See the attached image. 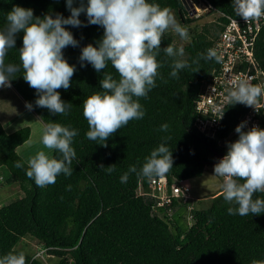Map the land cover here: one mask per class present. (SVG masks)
Listing matches in <instances>:
<instances>
[{
  "label": "trees",
  "instance_id": "obj_1",
  "mask_svg": "<svg viewBox=\"0 0 264 264\" xmlns=\"http://www.w3.org/2000/svg\"><path fill=\"white\" fill-rule=\"evenodd\" d=\"M196 3L216 15L200 30ZM263 11L264 0H0V71L56 136L43 185L17 151L31 127L0 121L3 181L20 186L0 206V264H45L17 247L27 234L59 264H264V142L244 164L259 180L226 164L231 184L188 205V230L173 212L190 200L150 196L152 178L171 194L215 154L236 159L247 97L231 99L213 136L195 126L196 102L219 70L225 25ZM254 51L264 67V28Z\"/></svg>",
  "mask_w": 264,
  "mask_h": 264
},
{
  "label": "built area",
  "instance_id": "obj_2",
  "mask_svg": "<svg viewBox=\"0 0 264 264\" xmlns=\"http://www.w3.org/2000/svg\"><path fill=\"white\" fill-rule=\"evenodd\" d=\"M263 28L264 11L255 16L230 19L213 46L219 70L196 102V111L207 118L199 116L195 126L213 136L220 126L223 109L231 99L241 95L247 97L250 109L240 129L244 142L239 152L243 154L256 150V144L264 142V67L257 64L254 51ZM252 89H256L258 94H252ZM247 146L249 148L245 150ZM229 157L222 156L219 160L224 162ZM150 186V196L158 198V206L170 204L172 197L182 198L184 202L191 198V189L187 185L172 184V193L169 194V182L165 176L152 178ZM45 252L42 247L37 254L42 256Z\"/></svg>",
  "mask_w": 264,
  "mask_h": 264
},
{
  "label": "rangeland",
  "instance_id": "obj_3",
  "mask_svg": "<svg viewBox=\"0 0 264 264\" xmlns=\"http://www.w3.org/2000/svg\"><path fill=\"white\" fill-rule=\"evenodd\" d=\"M190 9L192 16L195 18L203 15V18L191 24L192 29L197 26L200 30L204 24L216 20V15H205L207 9L204 8L203 4H193ZM177 23L176 14L171 12L169 14L168 27L176 36L175 41L178 46L184 47L189 40L178 36ZM4 78L3 73L0 71V121L9 133L24 126L31 127L32 134L30 139L25 144L19 146L17 151L26 162L35 168L39 180L43 185H46L49 179L56 136L52 134L25 99L14 90L12 85L6 82ZM4 83L7 86H3ZM248 148L249 146H247L245 150H248ZM249 158V153L243 154V152H239L236 155V167L238 170L249 174L253 180H259L258 173L251 172L244 165L245 162H248ZM230 162H232L231 159H225L223 165L226 167V164H230ZM6 173V169L0 167V206L9 202L12 198H16L17 193L20 192V186L18 184L7 185L4 183L2 174L6 175ZM232 173L233 172L228 175L224 174L211 164H207L201 176L184 181L182 184L189 185L191 188L190 202L176 208L173 212V219H175L184 230H188L192 224L188 205H192L191 208H202L211 205V195L217 193L224 185L229 186L231 184L233 177ZM38 245L39 243L36 238L27 234L17 247L24 251L28 250L31 255H34ZM40 260L45 264H59L58 259L52 255L45 254L43 257H40Z\"/></svg>",
  "mask_w": 264,
  "mask_h": 264
},
{
  "label": "water",
  "instance_id": "obj_4",
  "mask_svg": "<svg viewBox=\"0 0 264 264\" xmlns=\"http://www.w3.org/2000/svg\"><path fill=\"white\" fill-rule=\"evenodd\" d=\"M189 6V5H188ZM219 158V155L218 154H215V156L213 157L212 161L210 162V164L212 166H214L215 168L219 169L221 172H223L224 174H230V171L223 165L219 162L218 160Z\"/></svg>",
  "mask_w": 264,
  "mask_h": 264
},
{
  "label": "clouds",
  "instance_id": "obj_5",
  "mask_svg": "<svg viewBox=\"0 0 264 264\" xmlns=\"http://www.w3.org/2000/svg\"><path fill=\"white\" fill-rule=\"evenodd\" d=\"M191 5H193V4H191ZM4 75V74H3ZM236 154H238V152L236 153ZM236 154H235V156H236ZM222 157V156H221ZM220 159V157L218 158V160ZM232 161V160H231ZM236 161V159L234 160V161H232V162H235ZM219 162L221 163V164H223L224 162H221L220 160H219ZM34 237V236H33ZM37 240V239H36ZM38 242V241H37ZM45 248L46 249V252L42 255V256H38V251H40V249L41 248ZM48 255L47 254V248L46 247H44L43 245H41V244H39L38 246H37V248H36V250H35V252H34V257L35 258H37V259H40V257H43L44 255ZM53 256V255H52Z\"/></svg>",
  "mask_w": 264,
  "mask_h": 264
},
{
  "label": "crops",
  "instance_id": "obj_6",
  "mask_svg": "<svg viewBox=\"0 0 264 264\" xmlns=\"http://www.w3.org/2000/svg\"><path fill=\"white\" fill-rule=\"evenodd\" d=\"M4 77H5V76H4ZM4 79H5L6 82H8V79H7L6 77H5ZM8 83H9V82H8ZM3 86H7V85L4 83ZM14 90H15V88H14ZM22 99H23V98H22ZM20 107H21V105H20ZM16 113L19 114L18 112H16ZM35 119H36V118H35ZM36 120H37V119H36ZM4 129H5V127H4ZM5 130H6V129H5Z\"/></svg>",
  "mask_w": 264,
  "mask_h": 264
}]
</instances>
